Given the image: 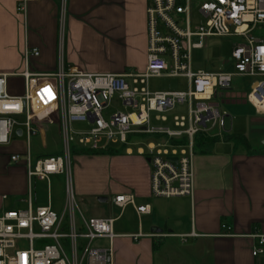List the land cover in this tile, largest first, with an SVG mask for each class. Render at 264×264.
I'll return each mask as SVG.
<instances>
[{"label": "built area", "instance_id": "2783aa9c", "mask_svg": "<svg viewBox=\"0 0 264 264\" xmlns=\"http://www.w3.org/2000/svg\"><path fill=\"white\" fill-rule=\"evenodd\" d=\"M34 1L19 0L18 12L26 15L28 4ZM146 13L144 72H84L61 58L56 72L37 74L29 70V58L39 56L40 51L27 47L23 72L0 74V145H8L18 129L25 134L26 151L12 154L11 161L23 162L29 179L28 207L0 214V264H111V251L96 246V242L115 236L114 219L87 218L79 209L73 188L74 151L128 146L131 135L162 136L163 142L148 144L151 193L193 200L194 138L225 126V114L212 104L216 90L230 87L236 76L251 78L246 100L264 113V39L256 35L264 29V0H147ZM209 37L237 38L228 62L232 71L193 69L192 51L205 48ZM163 76L186 78L189 87L185 91L152 90L151 80ZM16 77L22 79L19 86L12 83ZM116 97L123 109L109 112L106 118L104 113ZM184 104L186 114L172 117L174 128L152 125V120L166 122L168 113ZM43 122L59 125L61 154L34 155L33 140ZM74 123L83 127L75 128ZM182 139L187 142L172 143ZM54 176L64 178L61 212L51 203ZM37 181L47 183L46 205L35 204L33 183ZM132 197L116 196L115 203L124 207L133 202ZM138 210L146 209L140 206ZM253 237L252 255L264 257V234Z\"/></svg>", "mask_w": 264, "mask_h": 264}, {"label": "crops", "instance_id": "0c3cea01", "mask_svg": "<svg viewBox=\"0 0 264 264\" xmlns=\"http://www.w3.org/2000/svg\"><path fill=\"white\" fill-rule=\"evenodd\" d=\"M18 1L0 0V74L22 73L27 47L40 51L39 56L29 58V70L37 74L56 72L61 58L90 73L145 71L147 0H36L28 4L24 15L25 23L33 30L27 27L24 34L17 19L22 18ZM244 78L236 76L230 87L216 90L213 97L212 104L225 114V126L205 132L220 140L196 151L193 200L152 195L148 149L138 147L135 153L126 146L118 154L73 152V188L79 196L106 198L99 200L106 202L105 196L112 190L116 207L123 210L132 206L135 212L118 225L120 215L97 216L114 219L115 236L96 242V246L111 251V264H264V257L252 255L256 243L253 235L264 234V113L257 112L246 100ZM184 79L185 87L178 84L157 89L150 85L154 91H185L189 82ZM175 110L170 112L172 117L181 113ZM227 118L230 126H226ZM152 125L174 128L169 115L166 122L152 120ZM56 126L54 136L55 128L46 122L39 124L40 133L33 140L35 156L61 154L62 139ZM225 136L233 138L226 140ZM52 137L57 143L53 150ZM25 151L22 133H17L8 145H0V214L28 207L26 166L11 161L12 154ZM54 177L61 179L63 194L58 202L53 198L51 203L61 212L65 204L64 178ZM38 183L41 181L33 183L35 204L46 205L49 200L40 204ZM46 189L48 194L47 183ZM120 195H132L133 202L124 207L117 205L115 197ZM23 203L26 207H18ZM140 206H145V212H139Z\"/></svg>", "mask_w": 264, "mask_h": 264}, {"label": "rangeland", "instance_id": "374dc122", "mask_svg": "<svg viewBox=\"0 0 264 264\" xmlns=\"http://www.w3.org/2000/svg\"><path fill=\"white\" fill-rule=\"evenodd\" d=\"M1 6V4H0ZM20 15L22 16L21 21L19 18L18 21L20 26L22 25L23 27V34L24 30L27 29V27H30L33 30V27L31 25H27L25 23V16L23 13L20 12ZM2 16L0 13V38L2 36ZM28 22V21H27ZM198 24V23H197ZM30 29V30H31ZM31 30V32H32ZM256 35L264 39V29L259 30ZM237 38L235 37H209L208 40L206 41V47L203 49H194L192 51V58H193V69L195 71L197 70H205V71H229L232 70L231 64L228 62L231 60V55L232 51L234 49V41H236ZM12 83L16 85H20L21 79L19 77L12 78ZM253 82V79L251 78H244L243 84H244V90L248 92L250 90V85ZM181 87L186 86V80L184 78H174V77H157L153 78L151 80V85L153 88H171V86H176L178 85ZM186 106L187 104H184V106H181L175 110L181 111V113L186 114ZM117 109H123V106L121 105V102L119 99L116 97L115 103L107 109V111L104 113L105 117L107 118L110 113H113L117 111ZM154 113H152L153 117ZM168 115L172 118V113H168ZM20 120H23V117L19 118ZM49 126H52V128H55V131L58 132V128L56 126V123L53 124H48ZM73 126L75 128H81L83 125L74 123ZM226 126H230L229 119L227 118L226 120ZM56 136L57 134H53ZM133 137L130 139L128 147L132 148L133 151L136 153L138 147H142L143 149L147 150L148 149V144L151 142H154L155 144L158 142H163L164 138L162 136L156 137V136H151V135H145V136H139V135H132ZM52 143L51 144V150H53V147H56L55 145L57 144L54 139L55 137H52ZM166 140V138H165ZM39 142V141H38ZM49 143V142H48ZM56 143V144H55ZM39 144H41L39 142ZM221 144V143H219ZM121 145H112L113 148H120ZM170 148V145H166ZM222 147V145H220ZM47 149L50 150L49 145L47 146ZM46 149V150H47ZM74 156V153L72 154V157ZM73 162V158H72ZM72 164V168H73ZM74 172V170H73ZM63 187V184L61 182V179L58 177H54L52 179V194L55 203L58 202L63 194L62 190H60ZM74 186V190H75ZM37 193L38 197L40 200V204H46L48 200V194H47V189H46V182H41L38 183L37 186ZM105 197H107L106 202H100L98 197H85V196H79L77 192L75 191V199L76 203L81 210V212L84 214L86 217H97V216H111V217H116L119 216V220L116 222V225L118 224H123L125 220L128 218L132 217V214L135 212L133 211V207L129 206L126 209H121L120 207H116L113 201V192L110 190V193H108ZM10 201V200H9ZM25 204L18 205V207H24ZM26 207V206H25Z\"/></svg>", "mask_w": 264, "mask_h": 264}, {"label": "trees", "instance_id": "16d2710c", "mask_svg": "<svg viewBox=\"0 0 264 264\" xmlns=\"http://www.w3.org/2000/svg\"><path fill=\"white\" fill-rule=\"evenodd\" d=\"M147 134H140L139 136H145ZM133 136L131 135L130 136V139L132 138ZM233 138V136H225V139L226 140H229ZM243 139V138H242ZM220 140L219 136H215V135H210V134H205V133H198L195 138H194V148H195V151H198L199 148L201 147H204V146H210V145H213L216 141ZM187 142L186 139H182V140H172V143L173 144H185ZM243 143H247L245 139H243L242 141ZM125 145L120 147V148H113V147H110L108 150L106 151H96V152H89L91 154H118V153H121L123 152V150L125 149ZM36 151L40 152V149H39V146L36 147Z\"/></svg>", "mask_w": 264, "mask_h": 264}, {"label": "water", "instance_id": "95a60500", "mask_svg": "<svg viewBox=\"0 0 264 264\" xmlns=\"http://www.w3.org/2000/svg\"><path fill=\"white\" fill-rule=\"evenodd\" d=\"M17 133H18L19 135H21L22 131H21V130H18ZM174 160L177 161L176 158H175ZM105 199H106V198H99L100 201H104Z\"/></svg>", "mask_w": 264, "mask_h": 264}]
</instances>
